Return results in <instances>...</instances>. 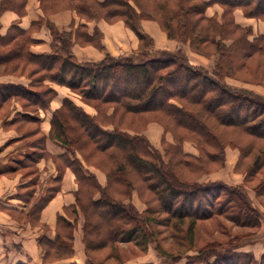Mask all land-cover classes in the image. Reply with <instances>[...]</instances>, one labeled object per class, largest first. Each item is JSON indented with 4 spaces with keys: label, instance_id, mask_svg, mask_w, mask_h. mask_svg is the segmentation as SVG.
<instances>
[{
    "label": "trees",
    "instance_id": "16d2710c",
    "mask_svg": "<svg viewBox=\"0 0 264 264\" xmlns=\"http://www.w3.org/2000/svg\"><path fill=\"white\" fill-rule=\"evenodd\" d=\"M53 1L56 0H42L46 6H53ZM74 1L76 5L72 9L81 14L91 17L101 15L109 21L124 20L143 43V48L132 57H108L100 63L81 64L72 54L32 55L23 52L28 57V63L34 65L33 71L44 75L45 79L69 86L100 110L98 116H93L72 100L66 99L63 106L54 113L52 120L51 138L65 149L63 157L73 167L80 184L77 191L79 207L71 206L68 212L74 221L80 217L79 210L85 218L83 240L88 258L82 264H115L109 261L122 264L119 255H115L121 243L149 242V237L152 236L149 223L154 221L155 216L151 212L144 216L148 210L140 214L119 197L123 193L128 195L138 186L148 189L149 193L152 191L161 202L163 210L173 219L176 218L177 225L182 223L181 221L178 224V219L190 217L188 236L192 244L198 220L212 216L211 211L206 210L208 206H204L202 202L211 199V195H217L218 190L229 192V201L243 211L245 221L248 222L255 208L247 202L238 187L221 181L201 183L188 177L181 178L178 177L181 174L176 169L181 168L183 174L199 177L211 171V163L219 161V155L216 152L211 153L209 148L200 155H192L182 149V143L187 138L201 139L204 144L199 143L203 147H211L215 126L208 124L210 118L216 119L222 125L239 127L247 134L264 139V96L228 84L224 72L210 73L204 67L190 63L181 54L162 51L150 55L153 40L142 30L141 21L144 17L157 20L169 38L188 39L191 47L196 50H201V43L211 39L217 50L228 57L227 62L231 66L235 65V69L239 68V73L243 71L244 75L252 77L248 81L264 83V64L257 60L253 67L250 62L260 56L264 57V34L251 39V28L233 23L231 17L234 30L239 29L243 33L237 38L238 46H226L230 49L227 50L220 38L205 29L193 34L186 31V24L192 23L198 16L211 20V25L218 26L215 21L212 22L213 17L205 14L208 5L212 3L226 7L228 12L241 8L249 17L264 19V0H195V8L189 6L187 0H135L140 11L128 0ZM6 2L3 3L4 7H8ZM8 2L19 7L24 4L15 3V0ZM94 9L101 13L96 14ZM45 10L58 9L53 6ZM194 25L195 23L193 30ZM222 32L224 36L230 35L229 31ZM17 36L18 32H11L8 40L1 35L0 40L10 43ZM16 50L20 52L19 47L5 52L0 56V61L11 57ZM248 62L250 64L246 65ZM33 86L38 88L35 83ZM51 92L47 87L31 92L22 86L0 85V103L12 95H21L31 103L44 105L52 96ZM136 115H140L139 125L130 122ZM152 121L163 125L166 132H172L177 138V142H174L177 146H172L174 144L163 138L162 145L165 156H169L168 163L165 162V156L160 157L158 149L142 134ZM207 135L210 140L204 137ZM35 143L37 144L36 140ZM37 147L39 148L34 154L17 164L19 169L30 167L32 161L34 163L40 158L45 148L44 145L40 148L39 143ZM76 152L81 153L88 165H94L107 174L108 182L105 186L76 157ZM170 157L175 159L173 165L176 169L171 168ZM27 170L29 173L34 172L33 168ZM137 180L141 182L137 184ZM120 184L125 187L126 192L120 190ZM258 186V192L264 194L260 192L264 188V177ZM27 187L31 189L18 194L25 201L34 192V186ZM118 188L119 192L116 190ZM58 189L59 187L50 191L34 206L31 210L34 217L40 216L44 205ZM203 197L206 199H202ZM8 208L12 212L16 210ZM74 221L59 215L58 223L63 231L54 240L42 239L44 264H79L56 262L74 254ZM258 221L260 222V217ZM237 250L230 244H225L219 251H213L215 262L219 259L226 264H264V253L258 258L253 252ZM205 261L207 264L214 262L209 258ZM195 263L196 260H190L187 264Z\"/></svg>",
    "mask_w": 264,
    "mask_h": 264
},
{
    "label": "crops",
    "instance_id": "0c3cea01",
    "mask_svg": "<svg viewBox=\"0 0 264 264\" xmlns=\"http://www.w3.org/2000/svg\"><path fill=\"white\" fill-rule=\"evenodd\" d=\"M6 1L1 0L0 4ZM128 1L140 11L135 0ZM19 8L22 11L15 7H3L0 15V35L3 39L8 40L11 32H18L13 42L0 40V56L9 50L20 49V52L16 50L11 57L0 61V85L22 86L37 92L38 88L26 76L31 63L28 64V57L23 52L32 55L72 54L78 63L84 64L100 63L108 57H131L137 53L135 50L140 45L136 32L122 19L109 21L102 16L84 17L72 9L47 10L45 14L40 0H27ZM221 13L217 3L208 5L205 11L208 17H215L216 14L220 16ZM235 22L251 28V39L264 34V21L247 18L239 9L235 11ZM141 28L153 40L150 55L167 51L185 57L184 53H190L189 45L169 38L157 20L143 19ZM53 30L59 32V39H54ZM65 39L68 42L67 49L62 47L66 46ZM18 61L23 62L25 67L15 66ZM189 61L198 65L197 61ZM44 81L52 91V96L44 105L31 103L21 95H12L0 103V264H44L42 239L54 240L63 231L58 223L59 215L74 221L68 212L69 208L79 207L77 191L80 184L73 167L63 157L65 149L51 138L52 120L66 99L75 101V104L77 102L76 105L89 114H94L95 109L82 103L79 98H73L74 92L69 86L49 79ZM226 82L238 87L233 82ZM246 84L252 86L248 88L249 91L264 96L263 86L250 82ZM144 133L154 143L159 133L163 136V127L157 122H149ZM35 140L40 148L44 145L45 151L42 150L43 154L34 163L32 161L30 167L19 169L17 164L38 150ZM76 157L96 175L102 186L106 184L107 177L103 170L88 165L80 152H76ZM232 160L228 159L229 165H233L237 157L235 159L233 156ZM29 168H33L34 172L29 173ZM222 179L230 181L226 176H222ZM27 186H34V192L25 201L18 194L31 189ZM57 187L59 189L46 202L40 216L34 217L31 214L34 206ZM8 207L16 210L12 212ZM74 222V255L59 259L56 261L58 263L82 264L87 260L82 215ZM263 244L253 251L257 257L264 253Z\"/></svg>",
    "mask_w": 264,
    "mask_h": 264
},
{
    "label": "rangeland",
    "instance_id": "374dc122",
    "mask_svg": "<svg viewBox=\"0 0 264 264\" xmlns=\"http://www.w3.org/2000/svg\"><path fill=\"white\" fill-rule=\"evenodd\" d=\"M15 1V3L19 2V4H22L23 2L25 4L27 0ZM196 2L197 1L195 0H187L188 5L192 6L193 8H195L193 5H195ZM6 3L8 7H15L16 9H19V11H22L18 5L12 4V2L8 1ZM40 5L43 10L44 8L48 9L53 6L57 9H72L73 7H75L76 2L74 0H56L53 1V6H46L45 3L40 0ZM3 7V4H0V15L2 14L1 11ZM220 8L222 11L220 16L216 14L212 19V22L215 21L218 24L217 27L213 24L211 25V20L195 16L196 20L194 19L192 23L189 22L190 24H186V31H191L193 34V32H199L201 29H205L206 31H208V33L210 32L211 35L220 38L221 41L225 44V48L227 50H230L227 47L231 48L238 46V39L242 36L243 31L239 29L234 30L235 27L231 23V17L233 19V23L235 22V11L237 9L230 10L228 12L226 7L220 5ZM72 10L78 12L76 9ZM94 10L96 14L101 13V11L98 9ZM239 10H241L243 12V15H245V17L247 18H254L258 21H264L263 18L247 16L244 13V10L241 8ZM46 11L47 10H44L45 14H47ZM81 15H83L84 17H91L84 14ZM96 16L94 15V17ZM144 19L150 18L144 17ZM194 23L195 25L193 30ZM223 30L225 32L229 31L230 35H228V37L224 36V32H222ZM53 35L54 39H59V32L53 30ZM176 41L187 43L189 45V54L184 53L183 51L180 52H183L187 59L197 61L198 66L204 67L210 73L224 72L225 79L238 85L237 88L248 90V88L252 87L246 84L247 82H250L247 79L252 77L250 75H244L243 71L242 73H239V68L235 69V65L231 66L227 62L228 57L223 56L220 50H217L211 39L201 43V50L192 48L190 40L188 39ZM64 42L66 46L62 47H64V49H67L68 42H66V40ZM139 42L140 45L135 50V52L138 51L141 47L143 48V43L142 41H140V39ZM238 54L240 55L241 53ZM241 55H243V53ZM257 60H259L261 64H264V57L260 56L250 61L253 67L255 66ZM250 62H248L246 65H249ZM22 64L23 62L18 61L16 62L15 66L24 68L25 65ZM33 69L34 65L30 64L26 76L29 78V80L32 81V83H35V85H37L39 89L44 90L47 86H49V84L45 83L44 80L46 79L44 78V75L38 74V72L33 71ZM219 69L220 71H218ZM43 78L44 80H42ZM253 84L261 85L264 87V83L262 82H256ZM72 91L74 92V94L72 95L73 98L77 97L82 101V103L84 102L95 109V113L91 115L98 116L100 114L99 108L97 109V107L92 103L87 102L75 90L72 89ZM76 104L78 103L76 102ZM101 109L107 108L101 107ZM139 117L140 115H136V117H134V119L130 121L132 122L131 124L139 125ZM209 120L210 121L208 122V124L211 123V126H215V134L211 136V147L208 145H206V147H203V145L199 143L201 142L202 144H204L201 139L197 138L196 141L195 139L187 138L182 143V149L183 151L192 155H200L203 152L206 153L207 149L209 148L211 149V153L216 152L219 155V161L214 164L211 163V171L205 172L199 177L196 175L183 174L181 168L176 169L173 165L175 159H172L170 157V159H172L170 160L171 168L178 170L181 174V176L178 177L181 178L188 177L190 180H195L201 183L207 182L209 179H211V181H221L230 186L238 187L242 191L247 202L255 208L256 213L253 212L252 214H250L252 216L251 219L248 222L245 221L246 217L243 211L238 210L233 206V203L229 201V192L218 190L217 195H211V199H208L207 201L203 200L202 202V204L204 203V206H208L206 210L208 212L211 211L212 216L208 219L198 220L194 232V244H192L190 243L188 236V232L190 230L189 225L191 222L190 217H187L184 220L178 219V224H180L181 221L182 223L181 225H177L176 218L173 219L163 210L161 202L157 200L156 195H154L152 191H150L151 193H149V190L146 188L143 189V186H138V189H132L128 195H126V193H123L119 194V197L127 204L133 206L140 214H144L148 210L147 213L144 214V216H148L150 212L152 216H155L154 221L152 223H149V230L150 232H152V236L149 237V242L141 241L139 243H121L115 255H119L120 262H122V264H187L190 260H196L197 263L195 264H207L205 260H207L208 258L209 260H211V262L214 261L211 264H226L222 263L219 259L215 262L216 257L215 255H213L214 250L219 251L225 244H230L232 247L238 249V252L239 250L243 251L246 248L249 249V252H253L255 250H258L259 246L261 247V244L264 243V194L258 192L260 188L258 184L264 177V139L247 134L243 132L239 127H228L226 125H222L216 119L211 120L210 118ZM124 123H127L126 119L124 120ZM144 131L142 132V134L145 135ZM145 136L147 137V135ZM160 137L161 136L159 133L158 136L153 140L154 143L151 141L152 139L148 137L147 138L149 139L151 144L156 149H158L159 153L161 154L160 157H163L166 155L162 145L163 138H165L166 141L170 144H174L172 146H177L174 143L175 141L177 142V138L173 135L172 132H166L164 127L163 136L161 138ZM204 137L210 140V137L208 135ZM233 156L235 157V159L237 157V160L233 165H229L228 159H230V161H233ZM165 162H169L168 155L167 157L165 156ZM171 168H169L170 171ZM165 169V173H168ZM222 176H226L230 181H223ZM106 177L107 184V174ZM137 182V184H139L141 181L137 180ZM119 186L120 190L122 189V192H126V190L124 191L125 187L122 184H120ZM116 190L117 192H119V188ZM263 190L264 188L262 187L260 189V192L264 193ZM202 199L206 198L203 197ZM79 215H82V226H84L85 218L80 210ZM259 217L260 222L258 221ZM136 244H138V246ZM193 256H196L197 258L192 259L191 257ZM260 257L261 256H258V258ZM109 262L115 264L117 263L116 261Z\"/></svg>",
    "mask_w": 264,
    "mask_h": 264
}]
</instances>
